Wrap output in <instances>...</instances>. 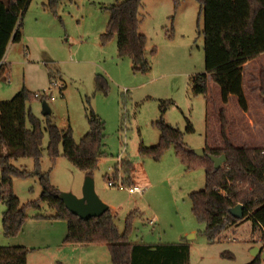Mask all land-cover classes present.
I'll use <instances>...</instances> for the list:
<instances>
[{
	"label": "rangeland",
	"instance_id": "rangeland-1",
	"mask_svg": "<svg viewBox=\"0 0 264 264\" xmlns=\"http://www.w3.org/2000/svg\"><path fill=\"white\" fill-rule=\"evenodd\" d=\"M120 1L64 0L53 13L45 6L48 0H32L23 19V38L12 42L6 51L11 72L9 79H0V102L11 100L22 88L31 93L46 92L53 122L62 129L71 126L76 142L88 132L87 114L94 110L105 122V154L90 176L97 195L115 215L119 231L126 230V219L133 211V243L188 242L189 264H246L254 258L252 248L262 244L261 231L253 230L251 220L230 227L210 241L204 234L206 224L192 211L190 194L205 188L204 169L187 170L173 145L158 160L139 152L141 146L159 142L155 122L161 117V106L167 107L165 122L184 132V141L193 151L223 144L222 110L230 141L241 133L235 125L239 121L243 124L245 117L237 96L231 95V100L224 103L219 86L209 77L207 94L193 91V76L205 71L200 5L196 0H143L140 32L148 40L151 70L140 73L129 58L118 56L116 36L106 43L101 40L111 14L109 7ZM258 68H247L244 74L254 121L261 118L263 110L256 101L257 93L264 99ZM261 68L264 71V64ZM49 73L54 75L52 81ZM99 76L106 79V89L99 86ZM26 108L46 126L41 99L33 97ZM189 123L194 131L188 130ZM26 124L30 126L28 117ZM49 142L46 132L38 167L32 158L13 161L33 173L29 178L13 179L14 192L26 205L29 218L19 237L5 236L1 218L6 204L0 203V245H13L11 241L15 240L27 242L30 264H91L104 256V261H110L105 243L81 249L65 243L67 224L53 219L55 211L47 204H42V213L48 218L33 217L36 209L28 203L41 196L45 180L60 192L81 197L89 175L64 156L61 144L53 162L47 150ZM127 162L133 166L130 173L125 170ZM117 167L115 178L123 180V187L108 185V177L113 178ZM133 184L146 186V190L131 194L127 187ZM153 217L156 221L151 224ZM51 227L61 232L57 240L45 236Z\"/></svg>",
	"mask_w": 264,
	"mask_h": 264
},
{
	"label": "trees",
	"instance_id": "trees-1",
	"mask_svg": "<svg viewBox=\"0 0 264 264\" xmlns=\"http://www.w3.org/2000/svg\"><path fill=\"white\" fill-rule=\"evenodd\" d=\"M32 0H0V61L3 60L10 42L22 39L23 19ZM64 0H48L46 8L56 13ZM176 3L179 0H174ZM203 13L204 62L205 71L192 78L193 91L207 94L208 77L218 84L222 101L227 103L230 95L238 98L240 107L247 111L248 102L244 93V64L264 54V0H196ZM143 0H123L109 7L110 18L106 31L101 35L103 43L117 37L118 56L129 58L134 70L148 73L151 62L147 55V37L140 32V9ZM156 53V48L152 49ZM0 64V79H9L11 69ZM9 67V68H8ZM9 74V75H8ZM261 93L264 96V71L260 72ZM54 75L49 73L50 81ZM100 87L106 89L107 81L99 76ZM37 97L26 88L19 90L11 100L0 103V203L6 204L1 224L4 235L16 237L23 230L29 214L26 205L15 194L13 179L29 178L31 171L16 166L13 161L32 158L39 166L43 140L47 132L50 138L47 150L54 162L62 145L64 156L77 168L92 174L105 154V122L92 109L87 114L88 132L76 142L71 126L59 128L47 115L46 126L27 111V101ZM47 98V97H45ZM48 99V98H47ZM166 106H161V117L155 122L160 132L159 142L154 146H141L142 155H150L158 160L173 145L176 155L187 170L202 167L205 171V188L190 194L192 211L196 218L206 224L204 234L213 241L221 233L234 225L251 220L253 230L261 231V253L264 252V148L235 146L225 130L223 110L220 112L221 147L206 145L205 155L198 156L184 141V132L179 127L165 122L163 114ZM29 118L30 126L26 121ZM189 131H194L191 123ZM208 154H225L226 161L218 169ZM126 172L133 166L126 163ZM118 170V169H117ZM117 170L115 177L118 175ZM41 196L28 204L36 209L35 218H48L42 213V204L55 211L53 219L65 221L67 233L65 243L107 244L112 264H189L190 244L176 243H133L130 240L132 211L126 219V230L120 232L111 209L100 216L82 219L68 210L59 197L60 190L47 182ZM243 205V216L237 217L231 209ZM52 217H50L52 219ZM29 249L23 245H0V264H27ZM261 253L246 264H262Z\"/></svg>",
	"mask_w": 264,
	"mask_h": 264
},
{
	"label": "crops",
	"instance_id": "crops-1",
	"mask_svg": "<svg viewBox=\"0 0 264 264\" xmlns=\"http://www.w3.org/2000/svg\"><path fill=\"white\" fill-rule=\"evenodd\" d=\"M22 38H23V35H22ZM10 44H12V42H10ZM9 45H8V48H9ZM2 63L9 65L8 62L6 61V54H5L4 58H3V60L0 61V64H2ZM262 64H264V54L247 61L244 64V74H245V71L247 70V68H252L253 69L255 66H259L258 72L260 73L261 70H262V68H261ZM209 78L211 79L210 76H209ZM243 86H244L245 97H246L247 102H248V110L245 111V110H243L241 108L242 109L241 113L243 114V117H245L243 120H245V121H244L243 124H241V122L239 121L237 123V125H235L236 127L238 126L237 127V128H239L238 131H240L241 133H239V135H237L238 137H234L233 138L232 143L235 146H247V147H250V148H264V123H260L259 122L260 120H264V99H262L260 97V94L257 93V95H256L257 96L256 97L257 100L256 101L263 108V110L260 111L261 118L254 121L252 119L251 114H250V111H251L250 93H248V90H247V88L244 85V81H243ZM36 93H39V92H36ZM231 98H232V96L230 95L229 100H231ZM40 99H41L42 102L45 100L43 98H40ZM241 121H242V119H241ZM222 145L223 144L220 143V145L214 146V147H220ZM51 228H52L51 230H47L46 231L45 236L47 238H52V239H56L57 240L61 232H59V230H57L55 232L54 229H53L54 227H51ZM20 234H19V236H20ZM64 238H63V241H64ZM11 243L13 245H23V246L28 245L27 242L25 243L24 241H20V240L11 241ZM68 244H70V243H68ZM91 244H93V243L86 244V245H84V244H71V245L74 246L73 247L74 249H79V248L81 249V248H84V247H87V246L90 247L89 245H91ZM94 244H97V243H94ZM107 248H108V246H107ZM109 253H110V251H109ZM29 258H30V256H27V264H30V259ZM105 259H106V257L104 256L98 262L93 261L91 264H112L111 255H110V261H104Z\"/></svg>",
	"mask_w": 264,
	"mask_h": 264
},
{
	"label": "water",
	"instance_id": "water-1",
	"mask_svg": "<svg viewBox=\"0 0 264 264\" xmlns=\"http://www.w3.org/2000/svg\"><path fill=\"white\" fill-rule=\"evenodd\" d=\"M42 113L44 115H49L51 109L47 103V100L42 102ZM198 156L205 155V148H198L194 151ZM211 160L214 162L215 168L218 169L226 161L225 154L220 156L208 154ZM1 169H0V180H1ZM59 197L65 203L66 207L70 212L78 215L82 219H89L91 217H96L102 215L104 212L110 209L109 205L104 203L95 191L94 179L88 175L83 185V194L81 197L74 195L71 192H60ZM232 214L237 217L243 216V205L238 204L231 209ZM253 257H257L261 253V248L259 246H254L251 251ZM261 257L264 259V252L261 253Z\"/></svg>",
	"mask_w": 264,
	"mask_h": 264
},
{
	"label": "built area",
	"instance_id": "built-area-1",
	"mask_svg": "<svg viewBox=\"0 0 264 264\" xmlns=\"http://www.w3.org/2000/svg\"><path fill=\"white\" fill-rule=\"evenodd\" d=\"M36 96L37 97H41L45 100H47L48 97V94L46 92H39V93H36ZM47 97V98H45ZM51 97V95H50ZM121 160V159H120ZM122 161V160H121ZM118 169V167L116 168V170ZM115 170V172H116ZM115 172L113 174V178L111 177H108V185L109 186H118V187H123L124 186V183H123V180L119 177V178H115ZM118 181V182H116ZM127 190L129 191V193L131 194H135V193H138V194H142L145 190H146V186H142V185H132V186H129L127 187ZM156 221V218L153 217L149 222L151 224H154Z\"/></svg>",
	"mask_w": 264,
	"mask_h": 264
}]
</instances>
